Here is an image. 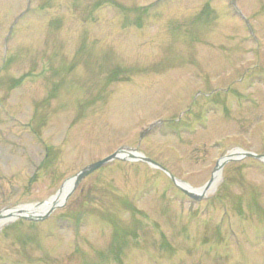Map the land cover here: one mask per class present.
<instances>
[{
  "label": "rangeland",
  "instance_id": "374dc122",
  "mask_svg": "<svg viewBox=\"0 0 264 264\" xmlns=\"http://www.w3.org/2000/svg\"><path fill=\"white\" fill-rule=\"evenodd\" d=\"M121 148L192 188L264 155V0H0V211ZM0 264H264V163L195 201L113 160L0 219Z\"/></svg>",
  "mask_w": 264,
  "mask_h": 264
},
{
  "label": "water",
  "instance_id": "95a60500",
  "mask_svg": "<svg viewBox=\"0 0 264 264\" xmlns=\"http://www.w3.org/2000/svg\"><path fill=\"white\" fill-rule=\"evenodd\" d=\"M244 155L246 156H254L256 158H260L262 160H264V156L261 155H254L252 153L249 152H243ZM113 159H125V160H143L145 162H148L154 166H157L159 168H162L160 165H158L157 163H155L154 161H152L149 158L144 157L142 154L138 153L135 149L131 150V151H124L123 149H118L117 151L113 152L112 154L97 160L93 163H90L86 166H84L82 169H80L75 175H73L72 177H70L68 179V181H71V186L70 188L66 191V193L63 196V200L69 195L70 190L72 189V187L83 177H85L86 175H88L89 173H91L92 171H94L95 169L101 167L102 165H104L105 163L113 160ZM229 159V156H224L222 159L219 160L218 164L216 165L217 168H220L222 166V164ZM163 169V168H162ZM164 170V169H163ZM171 178L176 182L177 180L171 176ZM211 180V179H210ZM210 180L203 186L204 188L206 186L209 185ZM185 185V184H184ZM179 186V185H178ZM180 187V186H179ZM186 194H188L190 197L198 199L200 193H195L193 191L187 190L183 187H180ZM37 204H33V205H25L24 207H29V208H34V206H36ZM56 206V205H55ZM55 206H50L49 208H47L45 211L43 212H34L31 209L27 210V212L25 211V213H18L17 215H15L16 217H22L24 219H29V220H41L43 219L47 214H49L50 211H52ZM0 217H1V212H0Z\"/></svg>",
  "mask_w": 264,
  "mask_h": 264
},
{
  "label": "bare ground",
  "instance_id": "6f19581e",
  "mask_svg": "<svg viewBox=\"0 0 264 264\" xmlns=\"http://www.w3.org/2000/svg\"><path fill=\"white\" fill-rule=\"evenodd\" d=\"M240 153L238 150H236L233 154H238ZM235 156V155H234ZM219 175H220V169L217 168L215 170V172L213 173L212 175V178L210 180V183L208 186H206L205 188L202 187V188H189L187 187L186 185L182 184L183 186H185L186 188L188 189H192V191L194 192H204V193H208L209 191H211L215 185H216V182L219 178ZM70 185H71V182H66L62 188L60 189V191L58 193H56L54 196H52L50 199L44 201L43 203L41 204H37L36 206H34V208H29V207H17V208H13V209H9V210H4L2 212V217L0 218L1 220H3L5 217L9 216V215H15L17 214L19 211L21 213H25V211L27 212V210H32L34 212H43L45 211L47 208H49L50 206H55L59 203L62 202L63 200V196L64 194L66 193V191L70 188Z\"/></svg>",
  "mask_w": 264,
  "mask_h": 264
}]
</instances>
